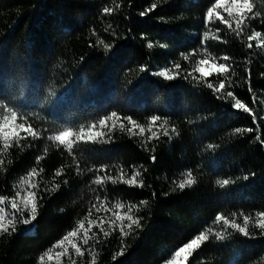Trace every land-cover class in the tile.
I'll list each match as a JSON object with an SVG mask.
<instances>
[{
    "label": "trees",
    "instance_id": "obj_1",
    "mask_svg": "<svg viewBox=\"0 0 264 264\" xmlns=\"http://www.w3.org/2000/svg\"><path fill=\"white\" fill-rule=\"evenodd\" d=\"M214 3L0 0V264H264V0Z\"/></svg>",
    "mask_w": 264,
    "mask_h": 264
},
{
    "label": "snow or ice",
    "instance_id": "obj_2",
    "mask_svg": "<svg viewBox=\"0 0 264 264\" xmlns=\"http://www.w3.org/2000/svg\"><path fill=\"white\" fill-rule=\"evenodd\" d=\"M156 7L155 4L152 5V8L154 9ZM218 9H222L224 12H226L228 14L229 17H232L234 12L238 13L241 16L246 15L247 12L252 10V5L251 3H249V0H215V3L208 8L207 10V19L210 21L213 17L214 14H216L218 16V18L224 23V24H229L228 20L223 19L222 16H219V13L217 12ZM141 15H144L143 13H141ZM239 26V24L237 25ZM205 36L208 35L207 32L204 33ZM254 36H259L260 33L256 32L253 33ZM251 39V38H250ZM149 47H151V45H149ZM249 47H251V45H249ZM185 59H188V57L185 56ZM226 59V58H225ZM207 64H210L209 61H206ZM220 65H224L223 69H220ZM175 68L177 69V71L180 68L179 64L175 65ZM215 68L223 73L227 71L226 65L224 63H220L218 65H215ZM196 71H198L200 73L201 76H209L212 75V72H205L204 71V67L203 66H197ZM156 75L165 78L166 80H172L174 79L173 75L169 74V70L167 68H165L162 71H159L158 73H156ZM225 87V84L223 82L220 83L219 85V89H217V91H219L220 89H223ZM208 88L211 89L213 88L212 84H208ZM227 95L229 97H232L233 93L232 92H228ZM234 109H242L245 113L249 112L250 109L248 107L245 106L244 103H242L239 99L235 100V103L232 105ZM9 111H11L9 109ZM115 116V114H113ZM3 123L5 124V128L2 134V138L4 140V148L7 149L9 147V142L12 141L13 144H15L17 141H15L13 138L14 137H19L21 134V130H24L27 135H36L33 132L32 127H27L25 128V124L23 123H17V113L15 111H11V116H5L3 119ZM239 131V130H237ZM251 131V130H249ZM72 132L71 131H67V132H62L60 137H56L55 139H61L65 136H71ZM153 136L155 134H152ZM50 140H54L53 136L49 137ZM78 142H88V141H77ZM59 145H63V144H59ZM64 146V145H63ZM35 171V170H33ZM31 175V173H30ZM138 175V174H137ZM112 183H116L115 180H111ZM126 184H133L135 182V178H133L132 180H124L123 181ZM105 183V182H104ZM97 186H101L100 184H96ZM186 185H191V182L189 181V183H184L183 181L179 184V188L180 189H184L186 187ZM19 195V193H18ZM34 193L33 192H28L27 197L23 200L24 206L26 208H29L31 213L34 215L36 213V205H35V201L33 199L34 197ZM12 208L16 209L17 208V204L15 201L12 202ZM261 215H264V213H261ZM117 219L123 221L125 219V217H120L118 216ZM126 219L127 221H129L128 223V228L131 229L132 225H137L139 226V221L136 219H133V217L131 215H127L126 214ZM25 224H28V221L25 220L24 221ZM80 228H84V224L83 222H81L80 224ZM0 231H4L7 232L8 229L5 227L4 224V217L3 215H0ZM121 231H123V228H121ZM77 235L76 231H72L69 232L64 238L63 240L60 242L61 244L64 243V241H70L71 238L75 237ZM198 241H202V237L199 234L198 236H196V238L194 240L191 241V243L186 244L183 248H180L178 252H176L175 257H173V259H175L176 257H180L181 253H184L186 250L191 249L194 245H197ZM84 243L87 244L88 243V239H87V230H85V239H84ZM72 247L74 248L75 252L77 254L81 253V249L79 247H76L75 244L72 245Z\"/></svg>",
    "mask_w": 264,
    "mask_h": 264
},
{
    "label": "rangeland",
    "instance_id": "obj_3",
    "mask_svg": "<svg viewBox=\"0 0 264 264\" xmlns=\"http://www.w3.org/2000/svg\"><path fill=\"white\" fill-rule=\"evenodd\" d=\"M206 61H207V60H203V61L201 62V66L204 67V71H205V72H209V71H211L212 73L219 72V71L215 68V65H218V64H216V63H214V62H212V61H210V60H208L210 64H207ZM219 67H220V69H222L221 66H219ZM164 69H165V68H164ZM164 69H162V70H164ZM168 70H169V69H168ZM169 74L172 75V73H171L170 70H169ZM25 209H29V208H26V207H25ZM30 226H31V224L28 222V224H27V228L30 227ZM192 248H193V247H192ZM192 248H191V249H192ZM189 250H190V249H189ZM189 250H186L184 253H181L180 257H177L173 262L166 263V264H185V262H186V258L188 257V254H189Z\"/></svg>",
    "mask_w": 264,
    "mask_h": 264
}]
</instances>
